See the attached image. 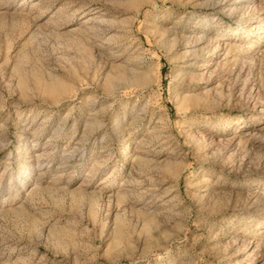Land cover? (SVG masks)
<instances>
[{
	"label": "rangeland",
	"instance_id": "obj_1",
	"mask_svg": "<svg viewBox=\"0 0 264 264\" xmlns=\"http://www.w3.org/2000/svg\"><path fill=\"white\" fill-rule=\"evenodd\" d=\"M0 264H264V0H0Z\"/></svg>",
	"mask_w": 264,
	"mask_h": 264
}]
</instances>
